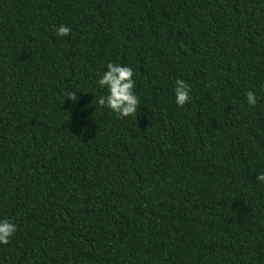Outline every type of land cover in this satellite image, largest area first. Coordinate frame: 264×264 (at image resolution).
<instances>
[{
  "label": "trees",
  "instance_id": "16d2710c",
  "mask_svg": "<svg viewBox=\"0 0 264 264\" xmlns=\"http://www.w3.org/2000/svg\"><path fill=\"white\" fill-rule=\"evenodd\" d=\"M262 172L264 0H0V264H264Z\"/></svg>",
  "mask_w": 264,
  "mask_h": 264
},
{
  "label": "clouds",
  "instance_id": "9594fccd",
  "mask_svg": "<svg viewBox=\"0 0 264 264\" xmlns=\"http://www.w3.org/2000/svg\"><path fill=\"white\" fill-rule=\"evenodd\" d=\"M70 33L71 29L63 24L56 29V34L61 37L68 36ZM106 69L100 75L97 84L101 88H106L107 94L99 97L97 101L98 105L101 108L107 107L120 118L130 115L137 117L140 99L134 93L135 80L133 79V69L113 62H108ZM191 91L190 85L185 80L176 79L174 88L176 104L181 107L187 104L192 99L190 95ZM245 95L248 104L255 106L257 103L256 94L253 91H247ZM65 99L77 102L79 97L76 91L67 90L65 92ZM257 179L264 182V172L259 173ZM16 231L17 225L11 220L6 218L0 220V244H8Z\"/></svg>",
  "mask_w": 264,
  "mask_h": 264
}]
</instances>
